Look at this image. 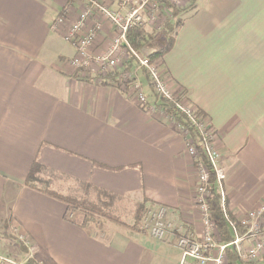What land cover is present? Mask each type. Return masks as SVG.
<instances>
[{
    "label": "crops",
    "instance_id": "obj_1",
    "mask_svg": "<svg viewBox=\"0 0 264 264\" xmlns=\"http://www.w3.org/2000/svg\"><path fill=\"white\" fill-rule=\"evenodd\" d=\"M84 2L0 0V255L40 264H179L171 237L157 241L114 224L92 232L82 213L66 220L63 202L25 185L38 159L44 173L67 178L86 196L93 191L103 205L130 197L203 229L185 139L153 108L147 85L143 109L115 83L81 78L70 66L75 48L51 26L65 8L74 20ZM179 2L173 7L191 6L160 68L216 131L227 209L239 216L264 204V0ZM111 32L106 25L97 34L93 53L108 46ZM14 229L28 242L18 241L21 258L12 256Z\"/></svg>",
    "mask_w": 264,
    "mask_h": 264
},
{
    "label": "built area",
    "instance_id": "obj_2",
    "mask_svg": "<svg viewBox=\"0 0 264 264\" xmlns=\"http://www.w3.org/2000/svg\"><path fill=\"white\" fill-rule=\"evenodd\" d=\"M84 5L74 20H68L67 8L54 20L51 28L62 30L63 39L75 48V55L69 60L70 66L81 78L95 77L103 81L105 75L111 72H120L124 62L133 57L138 62L134 71L121 73L117 83L119 89L132 97L140 106L147 101L138 70L145 69L153 89L166 98H176L178 95L167 84L165 74L159 63L151 62L142 56L129 43L128 33L134 28L161 29V20L169 18L172 6H178L179 0H112L116 4L111 6V0H84ZM92 21L90 25L87 23ZM108 25L112 35L108 46L99 53L91 51L96 36L104 31ZM177 107L192 117L195 107L184 104L182 101ZM205 142L204 152L210 167L214 170L216 186L220 194V203L228 226L233 233V239L223 242L220 231L211 218L207 204L209 196V171L203 164L196 168L195 203L200 213L202 231L197 232L183 222H176L169 218L168 209L163 205L147 207L141 220V228L157 241L171 239V243L180 253L179 264H229L227 251L234 253L237 260L243 264H258L264 261V204L255 209L244 211L239 216L229 213L226 205V196L223 189L224 173L219 168L220 153L215 148L217 133L206 117L198 125ZM179 127V126H178ZM185 139L187 154L194 161L195 149L187 140L188 131L179 127ZM18 241L28 245L25 237L14 229ZM0 264H25L17 262L7 256L0 255Z\"/></svg>",
    "mask_w": 264,
    "mask_h": 264
},
{
    "label": "trees",
    "instance_id": "obj_3",
    "mask_svg": "<svg viewBox=\"0 0 264 264\" xmlns=\"http://www.w3.org/2000/svg\"><path fill=\"white\" fill-rule=\"evenodd\" d=\"M166 6L171 8L170 17L165 18L164 23L160 29V31H156L155 29L148 30L145 27L134 28L128 33V40L130 45L137 50L139 53L144 52L145 57H147L151 62H157L160 65L163 56L171 49L174 42V35L181 25L182 21L180 18L181 12H184L191 5L186 8H176L173 7L170 3L164 1ZM138 62L133 57L128 58L124 62V67L120 72H111L105 75L103 78L104 83H115L117 87L119 84L117 83L118 76L121 73L134 71L138 68ZM138 74H140L143 79H145L146 85L151 92L152 97V106L153 108L160 110L165 116L172 119L179 127H183L188 131L187 140H189L194 149H195V158L193 164L197 167L200 163L205 165L209 171V196L207 198V204L210 211L211 218L214 220L215 224L220 231L221 239L223 242H229L233 239V233L228 226L227 219L225 218L221 203H220V194L218 192L216 186V178L214 174V170L210 167L209 161L206 157L204 152V142L205 137L202 131L199 129V124L204 118L203 112L199 109L195 108L194 114L192 117H189L187 114L182 112L177 105L181 102V98L177 96L176 98H166L162 95L155 92L153 89L152 83L145 72V69H139ZM164 73V72H163ZM150 101H146L144 105L141 107L144 109L145 107L149 106ZM95 166L100 168L108 169V167L104 166L103 164L93 162ZM47 171V168L44 167L38 159H35L29 169V172L25 178V185L31 188H35L40 190L41 192L47 194L50 197H53L57 200L63 202L67 207V212L64 216L66 220H68V215L71 212H80L84 216L85 221H94L99 222V218H106L112 221L121 223L119 218L113 216L111 213L104 211L101 206L96 204L95 202L90 201L88 198H83L82 196H71V195H61L54 190H51L48 187V182L42 180L38 177V174ZM36 183H44L45 187L36 186ZM91 187V186H88ZM100 195L105 196H113L112 194L103 191L101 189H96ZM144 203H141L138 207L137 215H136V227L137 229H141L140 222L144 216V213L147 209ZM152 206V205H150ZM132 226V225H131ZM20 242V241H19ZM21 246L22 243L20 242ZM228 259H230V264L235 261L236 257L234 254L229 250L227 251ZM231 259L232 262H231ZM25 264H40L36 259L30 257L26 260Z\"/></svg>",
    "mask_w": 264,
    "mask_h": 264
},
{
    "label": "rangeland",
    "instance_id": "obj_4",
    "mask_svg": "<svg viewBox=\"0 0 264 264\" xmlns=\"http://www.w3.org/2000/svg\"><path fill=\"white\" fill-rule=\"evenodd\" d=\"M191 1H193V0H191ZM163 23H164V20H161V26L160 27H162ZM147 29H150V28L148 27ZM158 31H160V30H158ZM140 54L142 56L145 55L144 52H140ZM142 84H143V90H144L146 88V83H145L143 78H142ZM177 95L179 96V93ZM38 177L41 178L42 180L47 181L48 187L51 190H54L55 192H57L61 195H71V196L77 195L78 196V194L81 193V195H83L82 196L83 198L87 197L90 201L95 202L96 204L101 206L102 209H104V211L111 213L113 216H115V217L119 218V220H121V223H118V222H115V221H112L110 219H106L103 217L99 218V222H96V220L91 222V220H90V221H88L87 226L90 230H92V232L93 231L96 232V231L103 229L104 224H106L107 226L114 224V225H116V227L120 226L123 228H127L131 231L140 230V229H137L138 225H137V227L135 226L136 225V223H135L136 222V215H137L139 204H137L132 198L122 197L121 199L115 201L113 205H103V203L101 201L98 202L96 200V198H95L96 196L93 193V191H91V190L88 193L89 196H86V191L84 189H82L81 191H74L75 189H74L73 182H71L70 180H68L65 177H61V176L59 177V176L51 175V174L44 173V172L39 173ZM36 186L45 187V184L44 183H36ZM78 217L80 218L81 216L79 214H77L75 219L76 220L79 219ZM142 231H144V230L142 229ZM10 241H11V244L13 247L11 250L13 258H21L20 256H23L24 250H22L20 244L18 243V239L14 237V239L11 238ZM232 260L233 259H231V262H232ZM232 263L233 264H243L239 260H236L235 262H232ZM258 264H264V262H260Z\"/></svg>",
    "mask_w": 264,
    "mask_h": 264
}]
</instances>
